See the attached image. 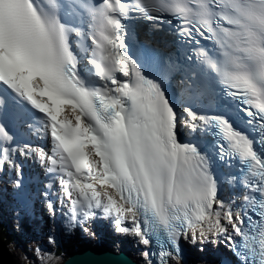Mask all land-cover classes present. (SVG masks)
Listing matches in <instances>:
<instances>
[{
	"label": "snow or ice",
	"instance_id": "obj_1",
	"mask_svg": "<svg viewBox=\"0 0 264 264\" xmlns=\"http://www.w3.org/2000/svg\"><path fill=\"white\" fill-rule=\"evenodd\" d=\"M47 3L57 7L55 0ZM37 4L38 0H0V82L44 114L53 154L39 147L11 146L13 137L0 122V172L7 167L20 177L17 154H34L50 165L48 171L60 177L59 192L52 195L59 196L61 206L67 203L65 197L71 201L68 230L78 224L92 235L85 225L102 214L114 217L117 232L134 235L147 246L151 217L163 226L171 243V250L152 253L156 264H181V238L224 243L235 252L233 239L241 236L250 255L264 264V160L258 158L253 143L223 119L198 116L187 108L177 119L162 83L146 77L124 51L121 23L130 11L166 13L180 22L181 36L191 40L195 33L213 42L223 57L222 66L199 47L188 59L217 72L229 95L247 106L251 122L258 124L256 143L264 151V0H135L134 4L101 0L95 6L89 0L90 31L77 30L75 35L91 40L90 63L101 80L108 81L94 93L77 78L69 45L73 30L55 14L43 15ZM165 65L163 82L179 70L167 59ZM115 73L124 79H116ZM6 108V100L0 98V121ZM65 108L71 109L74 121L62 117ZM213 121L225 141L218 145L220 158L238 157L247 166L239 209L235 200L229 204L218 198L222 182L213 178L205 157L177 140L178 125L195 131ZM226 182L232 185L233 179ZM19 187L13 183V188ZM47 187L52 190L51 184ZM44 201L55 215L47 195ZM48 243L55 244L51 237ZM35 251L41 264L55 259L40 248ZM142 255L145 264H153L149 252Z\"/></svg>",
	"mask_w": 264,
	"mask_h": 264
},
{
	"label": "water",
	"instance_id": "obj_2",
	"mask_svg": "<svg viewBox=\"0 0 264 264\" xmlns=\"http://www.w3.org/2000/svg\"><path fill=\"white\" fill-rule=\"evenodd\" d=\"M0 264H12L5 245L0 242ZM77 264H137L126 254H114L98 249L97 254L86 251L81 253V260Z\"/></svg>",
	"mask_w": 264,
	"mask_h": 264
},
{
	"label": "bare ground",
	"instance_id": "obj_3",
	"mask_svg": "<svg viewBox=\"0 0 264 264\" xmlns=\"http://www.w3.org/2000/svg\"><path fill=\"white\" fill-rule=\"evenodd\" d=\"M91 2H95L94 0H91ZM89 3V1H87L86 2V4H88ZM93 5L95 4V3H92ZM82 14V16L85 14V13H80V15ZM69 12H67V13H64L63 15H61L60 16V20H61V22H62V24L66 27H69L70 25H68V23H66V19H68V17H69ZM167 19H170V17L169 18H167ZM89 67H90V65H89ZM90 69V68H89ZM92 82H93V80H92ZM190 89H192V86L190 87ZM193 91H191L190 93H192ZM195 93V92H194ZM238 115L240 116V117H242V114H240V113H238ZM20 118H23V116H19ZM243 120V119H242ZM185 127V130H184V128H183V131L184 132H182V135H183V137H184V140H185V143L186 144H189V145H191V146H196L195 144L197 143L196 141H194L193 140V138H192V136H191V134H189V133H187L186 131H187V129H188V131H189V127H187L186 125L184 126ZM45 129V128H44ZM45 132H46V130H44ZM47 133V132H46ZM199 138H202L201 136H199ZM209 139H210V137H208V138H206L205 140H204V142L207 144L208 143V141H209ZM193 144V145H192ZM74 243L72 244V248H71V251H70V255H73V253H72V251L74 250ZM140 249V248H139ZM147 252H149V255H151V256H153L152 255V253H159V250H158V247H156V248H150V250L148 251L147 250Z\"/></svg>",
	"mask_w": 264,
	"mask_h": 264
},
{
	"label": "trees",
	"instance_id": "obj_4",
	"mask_svg": "<svg viewBox=\"0 0 264 264\" xmlns=\"http://www.w3.org/2000/svg\"><path fill=\"white\" fill-rule=\"evenodd\" d=\"M0 238H1V239H4V240H6V239H7V238H5V237H1V236H0Z\"/></svg>",
	"mask_w": 264,
	"mask_h": 264
}]
</instances>
